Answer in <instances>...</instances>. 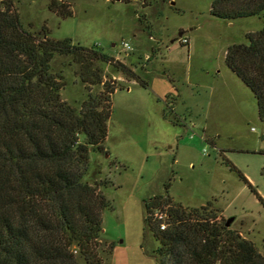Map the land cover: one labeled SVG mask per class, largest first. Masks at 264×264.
Masks as SVG:
<instances>
[{
    "label": "rangeland",
    "instance_id": "rangeland-1",
    "mask_svg": "<svg viewBox=\"0 0 264 264\" xmlns=\"http://www.w3.org/2000/svg\"><path fill=\"white\" fill-rule=\"evenodd\" d=\"M12 2L33 34L46 27L51 37L100 45L128 64L137 60L132 66L148 82L145 87L100 63L104 80L124 85L112 97L106 152L91 150L85 176L109 201L98 246L103 264H160L144 204L159 194H168L173 204L206 206L223 223L233 217L230 229L264 256V122L255 95L225 61L228 47L248 42L263 18L215 17L212 0ZM184 36L188 44L180 41ZM122 39L132 43L130 52L122 50ZM52 65L66 81L62 98L79 107L88 96L79 65L66 54H56ZM102 89L97 84L92 91Z\"/></svg>",
    "mask_w": 264,
    "mask_h": 264
},
{
    "label": "trees",
    "instance_id": "trees-1",
    "mask_svg": "<svg viewBox=\"0 0 264 264\" xmlns=\"http://www.w3.org/2000/svg\"><path fill=\"white\" fill-rule=\"evenodd\" d=\"M51 8L59 6L53 1ZM211 14L264 21V0H212ZM42 30L33 34L12 0H0V264H82L81 259L103 264L98 246L109 201L85 176L91 150L106 152L112 97L124 85L104 80L100 63L145 87L148 82L134 68L137 60L128 64L100 45L84 46ZM247 39L231 44L225 61L255 95L264 122V25ZM56 54L71 55L79 65L76 72L88 90L79 107L62 98L66 81L53 69ZM97 84L103 89L93 93ZM144 204L160 264H264L255 243L206 213V206L173 204L168 194ZM157 210L168 215L164 229ZM114 246L111 242V252Z\"/></svg>",
    "mask_w": 264,
    "mask_h": 264
},
{
    "label": "built area",
    "instance_id": "built-area-1",
    "mask_svg": "<svg viewBox=\"0 0 264 264\" xmlns=\"http://www.w3.org/2000/svg\"><path fill=\"white\" fill-rule=\"evenodd\" d=\"M180 41H181L182 43H184V44H188V43H189V37L184 36V37H182V38L180 39ZM120 45H121L122 50L125 51L126 53L130 52V51L132 50V48H133L132 43H131L129 40H127V39H122ZM156 216H157L159 219L164 220V222H163V224L161 225V227H162L163 229L166 228V225H167V224H166V222H165V219L168 217V215L166 214V212L164 213V212H161V211H157V212H156Z\"/></svg>",
    "mask_w": 264,
    "mask_h": 264
},
{
    "label": "water",
    "instance_id": "water-1",
    "mask_svg": "<svg viewBox=\"0 0 264 264\" xmlns=\"http://www.w3.org/2000/svg\"><path fill=\"white\" fill-rule=\"evenodd\" d=\"M232 220H233V217H230V218L228 219V221L226 222L227 225H230V223H231Z\"/></svg>",
    "mask_w": 264,
    "mask_h": 264
},
{
    "label": "crops",
    "instance_id": "crops-1",
    "mask_svg": "<svg viewBox=\"0 0 264 264\" xmlns=\"http://www.w3.org/2000/svg\"><path fill=\"white\" fill-rule=\"evenodd\" d=\"M113 45H115V43L113 44ZM175 99V98H174ZM175 100H177L178 101V99L176 98ZM192 125L194 126V125H196V123L195 122H192Z\"/></svg>",
    "mask_w": 264,
    "mask_h": 264
}]
</instances>
